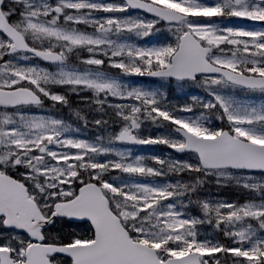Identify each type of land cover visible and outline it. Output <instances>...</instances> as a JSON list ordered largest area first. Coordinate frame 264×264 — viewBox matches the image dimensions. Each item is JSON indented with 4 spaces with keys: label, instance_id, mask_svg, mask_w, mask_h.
Segmentation results:
<instances>
[{
    "label": "snow or ice",
    "instance_id": "obj_1",
    "mask_svg": "<svg viewBox=\"0 0 264 264\" xmlns=\"http://www.w3.org/2000/svg\"><path fill=\"white\" fill-rule=\"evenodd\" d=\"M0 264H264V0H0Z\"/></svg>",
    "mask_w": 264,
    "mask_h": 264
}]
</instances>
